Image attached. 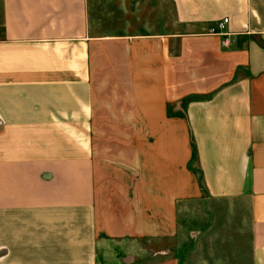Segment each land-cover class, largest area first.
<instances>
[{
    "label": "crops",
    "instance_id": "crops-1",
    "mask_svg": "<svg viewBox=\"0 0 264 264\" xmlns=\"http://www.w3.org/2000/svg\"><path fill=\"white\" fill-rule=\"evenodd\" d=\"M87 1L0 0L3 264H98L91 79L95 41ZM142 3L152 22L157 4L170 6L182 31L157 32L149 22L136 32V44L143 43V49L153 45V62L137 64L133 76L116 63L119 79L112 85L121 95L118 101L133 104L135 89L171 82V73L164 78L157 74V39L188 41L186 53L196 56L203 75L188 80L196 88L186 93L199 97L185 105L186 131L151 124L147 133L163 139L144 150L136 144V156L143 151L149 166L164 169L168 203L173 139L178 145L186 138L187 144L189 136L207 197L249 203V261L264 264V0H136V5ZM224 18L227 46L221 37L208 35ZM117 116L133 113L123 108ZM124 256L135 259L138 254ZM146 256L139 264L183 260L170 253L140 254Z\"/></svg>",
    "mask_w": 264,
    "mask_h": 264
},
{
    "label": "rangeland",
    "instance_id": "rangeland-1",
    "mask_svg": "<svg viewBox=\"0 0 264 264\" xmlns=\"http://www.w3.org/2000/svg\"><path fill=\"white\" fill-rule=\"evenodd\" d=\"M87 3L95 41L91 79L98 264H139L141 258H148L140 254L161 253L180 256L183 260L177 264H250L249 203L207 197L190 137L187 144L186 138L178 145L177 137L173 139V193L168 203L164 200V184L168 183L163 181L164 169L149 166L143 156L142 150L153 140L163 139L147 133L151 124L166 123L173 131H186L185 105L199 97L186 93L196 88L195 81L190 87L189 82L203 75L196 56L186 53L189 42L177 37L165 43L157 39V74L164 78L171 73L169 84L158 81L153 89H135L133 104L120 103L117 96L121 95L112 85L119 79L118 63L128 67L132 76L137 64H152L153 45L143 49V43L136 44V32L144 29V24L154 23L157 32L182 31L170 6L157 4L152 22L148 5H136V0ZM112 88L115 91L111 92ZM123 108L126 112L131 109L133 116H117ZM136 144H141L140 156H136ZM128 251H136L138 256L128 259L124 256Z\"/></svg>",
    "mask_w": 264,
    "mask_h": 264
},
{
    "label": "built area",
    "instance_id": "built-area-1",
    "mask_svg": "<svg viewBox=\"0 0 264 264\" xmlns=\"http://www.w3.org/2000/svg\"><path fill=\"white\" fill-rule=\"evenodd\" d=\"M227 23H228V19L224 18L223 20L218 22L215 27H212L208 30V35L217 36V37L222 38V41H221L222 46L228 45V38L227 37H228L229 33L226 31Z\"/></svg>",
    "mask_w": 264,
    "mask_h": 264
}]
</instances>
